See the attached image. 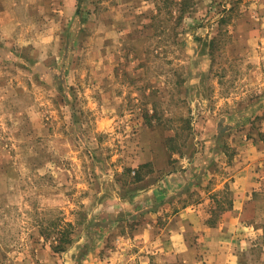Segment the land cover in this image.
<instances>
[{
	"label": "rangeland",
	"instance_id": "rangeland-1",
	"mask_svg": "<svg viewBox=\"0 0 264 264\" xmlns=\"http://www.w3.org/2000/svg\"><path fill=\"white\" fill-rule=\"evenodd\" d=\"M33 1L0 0V264H206L150 254L186 213L253 226L231 249L257 264L264 0H77L65 51L67 22Z\"/></svg>",
	"mask_w": 264,
	"mask_h": 264
},
{
	"label": "crops",
	"instance_id": "crops-1",
	"mask_svg": "<svg viewBox=\"0 0 264 264\" xmlns=\"http://www.w3.org/2000/svg\"><path fill=\"white\" fill-rule=\"evenodd\" d=\"M33 2L36 4L51 3V5H54L51 8V12L59 13L58 18L67 22L64 26L65 29H62L63 36L67 38L65 39L62 50H67L65 45L67 46L69 44L67 37L71 30L69 27L72 26L73 20H77V12L72 11L77 0H35ZM39 12L44 11L40 9ZM45 14L48 15L49 13ZM6 16L10 17L8 12L1 10L0 20H2V26L5 25L4 20H6ZM252 176L251 173L244 172L240 177V185L242 187L240 195H243L245 198L248 193L251 195L255 191V187H253L255 184H252ZM240 208L239 205L233 207V209ZM186 214L187 216L183 220L171 222L165 228V230L169 231L165 234L167 237L161 234L162 239L156 238V246L159 245V247L156 249V246L153 247L154 249L150 252L151 255H171L172 252L175 254L179 252L180 255H186V262L190 258L189 255H203L206 264H253L251 261L252 255H249L248 251H246L245 255H242L241 251L238 252L237 250L234 254V249H231L232 240L235 238L237 242V237L234 236L236 230L235 224L238 226L243 225L244 229L249 228V232L254 229L253 226L245 225V223L243 224L238 219L230 222H220L218 226H207L200 220L195 219L193 214ZM188 217L189 219H187ZM149 236L145 233L143 237H147L145 239L147 241L150 238ZM152 239L154 238H150L149 242L154 243ZM256 260L258 261L257 264H264V255H257Z\"/></svg>",
	"mask_w": 264,
	"mask_h": 264
},
{
	"label": "trees",
	"instance_id": "trees-1",
	"mask_svg": "<svg viewBox=\"0 0 264 264\" xmlns=\"http://www.w3.org/2000/svg\"><path fill=\"white\" fill-rule=\"evenodd\" d=\"M47 228L45 227L43 235L50 240V248L54 252H61L71 243L70 223L50 221Z\"/></svg>",
	"mask_w": 264,
	"mask_h": 264
}]
</instances>
